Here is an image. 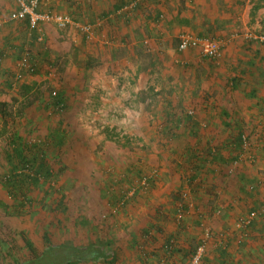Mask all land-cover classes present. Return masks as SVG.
<instances>
[{
    "label": "rangeland",
    "instance_id": "obj_1",
    "mask_svg": "<svg viewBox=\"0 0 264 264\" xmlns=\"http://www.w3.org/2000/svg\"><path fill=\"white\" fill-rule=\"evenodd\" d=\"M213 1L197 0L194 3V0H182V4L175 3L174 7L168 9L169 17L163 16L161 21H166L168 25L177 21L180 31L205 34L207 27L203 16L196 15L202 19L201 22L194 19L189 21L186 17L191 16L196 7L215 12L216 5L208 7ZM219 1L224 3L223 0ZM41 2L40 11L67 14L74 23L93 20L88 14L81 15L77 9L80 7L79 0ZM248 4V28L246 22L237 25L239 28L245 26L249 31L237 29V33L245 32V39L250 38L249 34L264 36V0H251ZM13 8L14 4L10 0H0V42L3 48L8 44L15 46L10 55L5 53L3 57L0 54V248L5 246L4 239L11 241L8 233H13L16 241H21L19 232H23L25 237L39 242L43 233H48L54 243L66 239L77 244L107 240L119 257L113 264H147V261L137 259L131 253L132 248L128 244L132 235L138 234L144 240L141 242L143 247L138 245L140 247L137 248L140 258H143L141 252L146 251L144 247L151 238L158 237L161 245L166 233L170 232L168 230H172V234L181 233L186 231V227L192 226L194 237L180 245L184 248L181 264L186 263V251L195 247L205 227L214 234L224 232L227 235L225 264H251L257 258L262 259L259 264H264V127L251 123L252 120L259 121V118L250 115L248 124L243 119L244 115L240 114L243 121L239 120L244 126H229L225 129L212 125L210 120L206 122L200 133L204 140L216 145L223 142L225 136L227 139L230 134L242 131L249 140V152L245 150V154L231 164L229 174L220 171L212 175L207 166L197 185L201 188L199 192L205 191L210 197L211 211L202 208L197 210L191 199L194 206L186 210L181 222H177L174 219L177 204H187L186 200L180 198L191 187L187 168L182 166L176 170L172 166V162L176 163L171 161L176 155L174 150L180 143L175 140L162 142L163 126L159 123L161 113L156 110L159 96L150 98L144 93L160 85L142 84L144 80L135 76L143 67L161 72L159 69H165L162 62H150L146 53L140 55V62H132L129 49L121 45V41L125 40H119V32L111 31V35H117L116 44L119 46H112L116 38H111L110 44L105 46L97 29L92 38L87 40L75 24L59 27L52 22L43 23L35 33L36 36L41 35L42 39L36 40L24 26L8 21ZM173 10L178 13L173 14ZM180 12L182 16H179ZM231 23L235 25V22ZM225 24L220 22L217 26L223 30ZM107 26L113 28L112 23ZM102 27H105L104 23ZM115 27L119 28V25ZM230 33L227 32V36L225 34L222 38H227ZM213 36H216L215 31ZM25 52L36 73L24 72L23 78L15 81L16 63ZM240 54L243 53L234 50L228 53L235 58H239ZM164 64L167 63L164 61ZM170 64L172 66H168V71L176 69L174 72L203 73L202 79L194 80L195 83L209 90L216 88V93L226 92L227 88L223 86L228 85H224V82L227 83L233 73H238L235 68L228 66L234 63L228 62L199 67H196L199 64L194 63L190 68L171 61ZM55 91L62 93L66 102L65 108L57 111L51 106ZM187 110L195 111L193 108ZM246 110L244 107L242 112L250 113ZM209 127L211 133L207 135ZM59 128L65 137V143L61 146L52 141L53 130ZM216 137L218 139L214 141ZM29 141L43 149L46 162L52 168V176L46 181L30 185L24 191L25 199L18 201L8 195L4 186V177L11 169L6 154L12 153L10 145L19 143L24 146ZM31 150L32 153L24 151L28 156L36 155L33 153L35 148ZM220 151L225 159L230 160L232 154L229 149L222 146ZM163 157L167 160L165 169ZM13 158L16 159L15 156ZM218 158V161L222 160L221 156ZM214 165L221 167L220 164ZM152 172L156 173L153 188L136 192L126 200L125 206L119 207L122 196L139 176ZM249 182H253L251 185L256 188L258 196L250 190L252 186L248 185ZM241 190L249 192V195H244ZM60 194L65 196L64 206L68 209L65 215L55 213ZM255 202L259 209L255 226L247 228L246 237L240 239L235 220L247 214ZM217 210H221V213L217 214ZM223 214L227 217L219 223L217 218L222 219ZM212 216H219L214 218V224L209 222ZM197 219L199 221L196 223ZM84 220L87 223L78 224ZM178 236L183 242L182 236ZM215 241L208 242L201 264H209L207 259L214 258L209 252L215 247Z\"/></svg>",
    "mask_w": 264,
    "mask_h": 264
},
{
    "label": "crops",
    "instance_id": "obj_2",
    "mask_svg": "<svg viewBox=\"0 0 264 264\" xmlns=\"http://www.w3.org/2000/svg\"><path fill=\"white\" fill-rule=\"evenodd\" d=\"M79 1H81L79 3L80 7L77 9L81 12V15L88 14L93 20L98 17L102 18V16L106 17L108 13L113 14V17L104 23L105 27H102V29L100 28L98 32L101 34V38L104 36L105 38L110 39L111 36L114 37L111 35V31H115L114 33L119 32L121 36L119 40L121 41L122 38L125 40V42L121 41V45L126 46L129 49V55L132 57V62L133 60L134 62L138 60L140 62V55L146 53L145 56L149 58L150 62L161 61L162 67L165 66V69H159L161 72H158L157 70H155L156 72H153L150 67L148 69L143 67V70H140L138 74L135 73V76H137L139 80H144L141 81L142 84L147 82L150 86L155 85L154 83L160 85L157 89L152 87V89H149V93L146 91L144 93L150 98L159 96V103L158 106H156V110H159L161 113V120L159 123L161 122L163 126V131L161 132L162 142L168 143V141L175 140L180 143L174 150L176 152L174 159L171 160L176 162L174 164L172 162V166H174L176 170H179L182 166L187 168V161L185 164L182 161V158H185L186 156L187 148H195L198 142L197 140H207H204L200 133L205 128L208 120L214 123H211L212 125L220 127L221 129L228 128L229 126L242 127L244 125H242L240 121L242 120L240 114L244 115L243 119H245V123L248 124V119L250 115L253 114L259 118V121L252 120L251 123H254L252 125L264 127V42L250 38L245 39L243 36L245 32L249 31L247 30L250 19V5L248 3L251 0H223V4L219 0H215L209 4L210 6H208L211 7L212 4L216 5L215 12L207 11V8L199 9L196 7V11H193L191 16L187 13V16L189 17H186V19L189 21L194 19L195 21L197 20L198 22H201L202 19L198 18L196 15L203 16V20L206 21L205 26L207 27V32H210L213 36L215 31L216 36H213L212 38L221 40L222 55L215 61L201 57L197 50L191 49L184 52L176 50L177 37L183 31H180V27L176 25L177 21L175 23H173V21L171 23L169 22L170 25H168L166 21H161V18L163 16L169 17L170 13L168 12V9L174 7L173 4L175 5V3L178 5L180 3L182 4V0H144L139 4L138 8L127 15L115 14V12L121 7L122 3L127 0ZM196 1L197 0H194V3ZM47 2H50V0H47ZM172 13L177 14L178 12L177 10H173ZM179 16H182L181 12ZM8 21L11 23L17 22L9 19ZM220 22L223 24L227 23L229 26H226L225 24V28L221 30L217 26ZM231 22H235V25ZM239 22H246L247 25L245 26L247 28L245 26L239 28L237 25ZM111 23L113 24V28L106 27V25ZM117 24L119 25V28L115 27ZM237 29H240L241 31L245 30V32L243 34H238ZM227 32L231 33L226 38ZM102 33H104V35ZM225 34L226 36L222 38ZM115 36L116 37L112 38H116V40H114L115 43L112 45L113 47L114 45H118L116 44L118 42L117 35L115 34ZM174 41L176 42V45L173 43ZM13 47L15 48L14 44H8L3 48L0 42V52L3 51L0 54L3 57H5V53H9L10 55L11 51L14 50ZM140 47L145 49H141ZM228 49H230V51ZM232 50L243 54H240L239 58H235V56L228 55ZM232 57H234L235 60ZM164 61L167 64H164ZM170 61L171 63L174 62L175 64L188 68H190V66L192 67L194 63L199 64L196 67L201 65H211L212 63L218 65H224L227 62L234 63L233 66H228L232 69L235 68L238 73H233L229 81L227 83L224 82V85H228V87L223 86L224 89L227 88L226 92L223 90L222 92L216 93V88L209 90L208 88L199 87L198 84L195 83L194 80L200 81L202 79L201 76L203 73L200 74V72L196 71L192 73L184 71L174 72L176 70L174 68V70L168 71V66H172ZM188 79H192L193 81H188ZM233 79H237L238 82H233ZM193 85H195V87ZM154 90L157 92H154ZM214 94L215 97L213 96ZM244 107L247 109L246 112L250 113H243L242 109ZM188 108H193L195 111L187 110ZM186 111L188 113L190 112L189 114L193 117H187L185 115ZM225 111L228 114L227 116L223 115ZM187 119L190 120L187 121ZM186 121L187 123L185 124ZM223 124L226 125L224 126ZM195 126H198L197 129ZM169 128L172 129L169 131ZM210 130L211 127L206 130L207 135H210ZM171 133L176 134V137H171ZM195 133L197 138H195ZM226 137L227 136H225V139ZM217 139L218 137L213 140L217 141ZM218 157H215L216 160L214 161V164H220L221 167H214V164H205L202 169L194 172L197 175L196 181L203 176L207 166L211 168V170L209 168V172L212 175H215L220 171L225 174L231 173V162L227 160V158L225 159V156L222 153V160L218 161ZM163 161L165 163V169L167 166V160L165 161V157H163ZM175 169L174 171H176ZM196 181L191 184L190 190H188L189 194L191 192L190 200L193 199L197 210H201L202 208L203 210L206 209V211H211V209H209L211 208L210 197L207 195V192L198 191L201 188L197 185ZM215 187L218 188L217 184H215ZM234 189L235 187L233 190ZM223 215L222 219L217 218L219 216H212L213 219H209V222L214 224V218H217L219 219V223H221V221L227 217V215ZM197 221L199 220L197 219L196 223ZM192 228V226L186 227V231L181 233L175 232L174 234H172V230H168L170 232L166 233V236H164V242L166 239L172 238L178 244H176L175 250L170 253L163 249L164 242H161L160 245L158 237L151 238V240L147 242L148 247L147 245L144 247L146 253L143 258H140L137 248L140 246L143 247L141 242L144 240L140 239L138 234L130 237L128 245L132 248L131 253L133 252L137 259L147 261V264H157V262L158 264H181V255L184 254V248H181L180 245L181 243L186 242V240L194 237V232L191 230ZM178 234L184 239L183 242L180 241ZM184 236L186 238H184ZM138 243L140 246H138ZM159 246H161L160 250L158 249ZM209 253H212L211 255L214 257L212 259H207L209 264H213V261L214 264H216V261L218 264H225L224 259L227 257V254L220 253V249L216 246V241L215 247L212 248ZM217 253L219 255H217ZM142 264L146 263L142 262Z\"/></svg>",
    "mask_w": 264,
    "mask_h": 264
},
{
    "label": "trees",
    "instance_id": "obj_3",
    "mask_svg": "<svg viewBox=\"0 0 264 264\" xmlns=\"http://www.w3.org/2000/svg\"><path fill=\"white\" fill-rule=\"evenodd\" d=\"M126 2L127 1L123 2L122 5ZM103 17L105 16H102V18ZM98 18H101V17H98ZM98 18H94L93 21H89V22H94ZM16 23H19L22 26H24L26 29H28L26 20L17 21ZM31 33L33 34L34 38L37 40L35 31ZM198 35L209 37V38L213 37L209 32H206L205 34H202L199 32ZM111 38H114V37L111 36ZM34 73H36V70H34L33 68L32 74ZM232 81L235 83L238 82L237 79L236 80L233 79ZM51 98L53 99L51 102V106L54 111L65 108L66 102H65V99L62 93L60 92L57 93L55 91V95H53V97ZM185 113L187 117L189 118L193 117L191 116V114H189L190 112L188 113L186 111ZM223 115L227 116L228 114L225 111ZM189 120L190 119H187V121ZM187 121L185 122V124L187 123ZM223 125L225 126L226 124H223ZM171 129L169 128V131ZM53 131H55L52 134L53 143L54 144L57 143L60 146L63 145L65 143V137L61 134L60 128L55 129ZM173 136L176 137V134L171 133V137ZM244 137H246L247 142H248V147L250 148L247 135L243 133L242 131L241 132L237 131V134L235 133L230 134V136L227 139H225L223 142H218L219 144H216V145L212 144L213 143L212 141L197 140L198 142L195 148H192V149L187 148L186 156L185 158H182V161L184 164L187 161L186 164H188L187 171H186L187 172L186 174H188V178H187L189 182L188 184L191 185L192 183L196 181L197 175L194 173L195 171L202 169V167L205 164H212V165L214 164V161L216 160L215 157L221 156L220 150L222 149V146H224V148L226 147L231 152L232 157L229 160L231 164L234 163L235 160H238V158L241 157V155L243 156L245 154V150L247 151L246 145L244 146V142H245ZM195 138H197L196 133H195ZM47 144H48V141H47ZM43 145L46 146L45 141H43ZM10 147H11L10 151H12V153L7 152L8 154H6V156H7V160L9 161L11 169L8 171L7 175L4 177V186L10 197H13L15 200L20 201V200L25 199L24 191L30 185L36 184L40 182L41 180L46 181L50 179L49 177L52 176V168L46 162L45 156L43 154V149H40L38 146H35V144L32 143L31 141H29V144L25 143L24 146L23 145L20 146L19 143H14L10 145ZM23 147L25 148L24 149L25 151H29L30 153H32L31 148H35L33 153H35L36 155L28 156L26 152L22 149ZM14 156L16 159L13 158ZM180 158H181V155H180ZM141 177L142 175L139 176L138 179H140ZM199 180L200 179L196 181L197 184L200 182ZM154 183H155L154 178L151 181H149L150 186H149L148 191H150V188H153ZM252 183L253 182H249L248 185H251ZM251 186L252 187H250V190L252 189V192L255 193L256 188L253 187V185ZM241 191H242L241 193H244V195L245 194L249 195V192L245 190H241ZM256 194L257 196L259 195L258 192H256ZM250 195L252 194L250 193ZM57 199H58V202L56 204L55 213L58 212L60 213V215H65L66 211L68 210L67 207L64 206L65 196L60 194V196ZM256 199L258 198H255V200ZM184 205H185L186 210H190L188 209L187 204L184 203ZM254 210L255 211L259 210L256 202H255V206H251L248 212L254 211ZM253 222L248 226V228L251 229L255 226V221ZM85 223H87L86 220L78 222V224H81V225ZM19 233L22 236V238H20L21 241H16L14 239L15 236L13 235V233L7 234V236H9L11 241L7 239H4L3 241V244L5 246L3 248H0L1 249L0 250V264H80V263L89 264L90 262L92 263L101 262V263H106V264H113L114 262H117L119 259L117 253L112 249L111 243L107 240L105 241L96 240L95 242L91 241L88 244H77L76 242H71L72 240L67 241L66 239L63 242L54 243V240L52 239V237H50L48 233H43L41 237V241L39 242L38 240L35 241L29 237H25L23 232H19ZM171 240L173 239L172 238L166 239L163 244V247L172 244L173 245L172 251H174L176 248L177 242L173 240L174 242L173 243ZM199 241L200 239L198 240V242L196 243L195 247L192 250L186 251V254H188L187 255L188 261L191 258L192 254L194 253ZM226 242H225L226 246L224 248L217 246L219 247L221 254H224L226 252L225 251L227 247ZM138 245L140 244L138 243ZM141 253H143V257H144L146 252L142 251ZM260 262H262V259L257 258V260H254V262H252L251 264H256V263L259 264Z\"/></svg>",
    "mask_w": 264,
    "mask_h": 264
},
{
    "label": "built area",
    "instance_id": "obj_4",
    "mask_svg": "<svg viewBox=\"0 0 264 264\" xmlns=\"http://www.w3.org/2000/svg\"><path fill=\"white\" fill-rule=\"evenodd\" d=\"M14 5L15 8L9 13L8 19L12 21H27V28L30 32L35 31L38 32L40 25L46 22L55 23L59 27H65L66 25L75 24L79 31L82 33L85 39L89 40L92 38L94 31L101 28L102 24L108 21L113 17V14H108L106 17L98 18L94 22H78L74 23L70 16L63 13H53L50 11H40V5L42 4L41 0H10ZM144 0H128L124 3L116 12L115 14H130L133 12L139 4ZM250 39H255L261 42H264V36H251L248 35ZM41 35H37V40H41ZM103 42L105 45L110 44V38H105L103 36ZM177 47L176 50L179 52H184L187 50H197L201 57H205L211 60H218L222 55V42L221 40L215 38H209L201 35H194L191 33L182 32L177 37ZM33 65L29 61V55L25 52L21 58L18 59L16 66H15V74L14 80L18 81L23 78L24 72L32 73L33 72ZM55 95V92H53ZM244 146L248 148V142L246 137H244ZM155 172V171H154ZM152 172L149 175H142L140 179H138L134 185H132L123 195L122 199L120 200L118 206L123 207L126 203V200L129 197H133L136 192L143 190L148 191L149 189V181H151L155 174ZM182 199L187 201L188 209L193 207V203L190 200V194L188 191L182 193ZM221 210H217L216 213L219 214ZM186 213L185 205L184 204H177V208L175 211V220L177 222H181L184 215ZM257 211H250L247 214L238 217L235 220V227L238 229V237L243 239L247 235V228L248 226L255 221L257 217ZM216 240V243L219 247L224 248L226 246L225 242L227 239V235L224 232L219 233H212L209 228H204V232L202 237L192 254L191 258L187 262V264H201L204 252L206 251V246L210 240ZM173 242V240H171ZM174 243V242H173ZM173 245L170 244L168 246H164L163 249L170 253L172 251Z\"/></svg>",
    "mask_w": 264,
    "mask_h": 264
}]
</instances>
